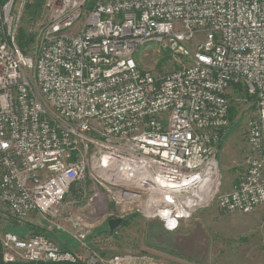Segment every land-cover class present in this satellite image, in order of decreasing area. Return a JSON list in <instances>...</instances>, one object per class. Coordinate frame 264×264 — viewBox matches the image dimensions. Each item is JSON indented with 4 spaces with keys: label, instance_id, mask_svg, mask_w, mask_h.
I'll return each mask as SVG.
<instances>
[{
    "label": "built area",
    "instance_id": "obj_1",
    "mask_svg": "<svg viewBox=\"0 0 264 264\" xmlns=\"http://www.w3.org/2000/svg\"><path fill=\"white\" fill-rule=\"evenodd\" d=\"M27 1L0 0L1 212L54 224L76 187L91 216L138 213L176 232L214 203L264 206V0H41L31 54L18 43ZM150 42L174 70L140 67ZM237 85L256 99L254 155L223 191L218 158ZM0 243L8 263L81 259L44 234L0 228ZM95 255L86 264L104 261Z\"/></svg>",
    "mask_w": 264,
    "mask_h": 264
},
{
    "label": "rangeland",
    "instance_id": "obj_2",
    "mask_svg": "<svg viewBox=\"0 0 264 264\" xmlns=\"http://www.w3.org/2000/svg\"><path fill=\"white\" fill-rule=\"evenodd\" d=\"M25 7L21 11L19 25L28 28L35 40L46 20L41 11L38 17L27 22V18L24 20L22 17ZM27 49V53L31 54L33 43ZM136 58L142 69L151 70L157 77L171 72L178 64L168 51L155 42L139 46ZM229 92L235 116L226 131L218 158L223 191L231 190L246 172L254 155L248 133L250 122L258 113L255 97L244 88H233ZM87 199L88 196L79 195L77 188L73 187L66 197L62 214L52 220L54 224L38 214L18 223L0 211V228L22 235L27 232L32 235L42 233L63 246L77 247L82 262L89 258L87 254L95 253L96 257L104 260L98 264H113L110 261L117 255L129 257L130 264H188V259L192 258L198 261L207 256L230 258L239 256L238 253L245 250L250 257L263 256L264 206H259L252 213L224 212L214 203L198 210L189 226L188 220L184 221L176 232L167 231L158 219L131 213L118 216L130 221L112 232L108 225L111 218L103 214L91 216L90 207L85 204ZM111 205L110 210L116 211ZM80 234H85L84 240L75 237ZM0 248L4 258L1 245Z\"/></svg>",
    "mask_w": 264,
    "mask_h": 264
},
{
    "label": "trees",
    "instance_id": "obj_3",
    "mask_svg": "<svg viewBox=\"0 0 264 264\" xmlns=\"http://www.w3.org/2000/svg\"><path fill=\"white\" fill-rule=\"evenodd\" d=\"M41 11H42V1L41 0H33L31 2H27L25 10H24V14L22 17L24 18V20L27 18L26 21L28 22L31 19H33L34 17H38L41 14ZM34 41H35L34 40V34L30 33L28 28L22 27V25H21L19 27V30H18V43H19L20 47L27 53L28 52L27 47H31V45ZM233 88L234 89H240V86L237 85V86H234ZM234 116H235V111L231 107L230 113H229V117H230L231 122L233 121ZM225 135H226V132L222 135V142L224 140ZM222 142H221V144H222ZM111 206L114 207L113 204ZM129 221H130L129 219H125L124 223L129 222ZM38 233H40V232H38ZM40 234H42V233H40ZM52 239H54V238H52ZM0 245H1V243H0ZM61 246L65 249H70V250H73L77 253L79 252L78 251L79 249H77V247L73 248L71 246H69V247L63 246V245H61ZM0 264H86V262H82V260L80 259V261H78L76 263H70V262H59V263L58 262H13V263H8V262L4 261V258L1 254V248H0Z\"/></svg>",
    "mask_w": 264,
    "mask_h": 264
},
{
    "label": "crops",
    "instance_id": "obj_4",
    "mask_svg": "<svg viewBox=\"0 0 264 264\" xmlns=\"http://www.w3.org/2000/svg\"><path fill=\"white\" fill-rule=\"evenodd\" d=\"M190 221L191 219L188 220V226ZM238 255L239 256H233L230 258L224 257L221 259H215L207 256L200 261L192 258L188 259V264H264V252L262 253L263 256L260 258L258 256L250 257L249 252L246 250L241 251L240 253H238Z\"/></svg>",
    "mask_w": 264,
    "mask_h": 264
},
{
    "label": "water",
    "instance_id": "obj_5",
    "mask_svg": "<svg viewBox=\"0 0 264 264\" xmlns=\"http://www.w3.org/2000/svg\"><path fill=\"white\" fill-rule=\"evenodd\" d=\"M124 223V219L119 218H112L108 221L109 229L113 232L115 231L119 226H121Z\"/></svg>",
    "mask_w": 264,
    "mask_h": 264
}]
</instances>
